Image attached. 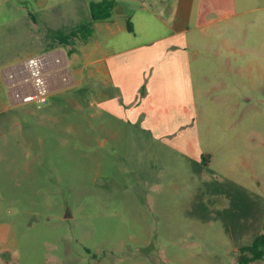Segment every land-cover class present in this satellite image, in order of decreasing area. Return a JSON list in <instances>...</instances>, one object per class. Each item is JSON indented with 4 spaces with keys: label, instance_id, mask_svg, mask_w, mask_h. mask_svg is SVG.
<instances>
[{
    "label": "rangeland",
    "instance_id": "obj_1",
    "mask_svg": "<svg viewBox=\"0 0 264 264\" xmlns=\"http://www.w3.org/2000/svg\"><path fill=\"white\" fill-rule=\"evenodd\" d=\"M46 1L60 14L68 5ZM260 2L251 16L264 13ZM38 15L37 0H0V220L13 222L19 241L3 264H239V245L264 230V31L255 33L256 18L226 33L233 47L218 58L252 64L251 74L195 83L196 124L213 152L204 164L160 143L138 145L159 140L96 103L42 113L21 111L32 102L9 107L8 86L26 77L29 87L38 77L46 85L36 103L76 82L65 49L82 42L61 44ZM33 59L42 60L39 72L19 74ZM235 186L245 193L241 215L234 207L229 219L220 190Z\"/></svg>",
    "mask_w": 264,
    "mask_h": 264
},
{
    "label": "crops",
    "instance_id": "obj_2",
    "mask_svg": "<svg viewBox=\"0 0 264 264\" xmlns=\"http://www.w3.org/2000/svg\"><path fill=\"white\" fill-rule=\"evenodd\" d=\"M65 1L68 5L62 15L54 3L37 0L38 18L50 29L60 28L68 20L76 23L82 18L90 19L91 0ZM252 1L261 0H113L109 17L93 21L91 35L76 44V50L68 58L76 67L70 69L76 82L57 92L62 93L61 97H53L56 93H51L47 103H36L15 96L16 92L23 95L32 90L28 86L32 78L26 77L8 86L9 107L32 102L21 111L42 113L58 104L96 103L106 114L159 140L138 145L155 142L193 162H201L203 154L209 159L213 152L203 146L195 119L198 92L195 83L236 73L251 74L252 64L218 58L221 49L233 47L227 32L244 31L254 17L255 33L264 31V13L250 15L254 8ZM262 6L255 4V8ZM126 18L132 23V31L126 28ZM60 51L64 56L63 50ZM23 67L19 74L27 76ZM80 86L88 96L69 92ZM18 251L13 222L0 220V264L3 257L14 258Z\"/></svg>",
    "mask_w": 264,
    "mask_h": 264
},
{
    "label": "trees",
    "instance_id": "obj_3",
    "mask_svg": "<svg viewBox=\"0 0 264 264\" xmlns=\"http://www.w3.org/2000/svg\"><path fill=\"white\" fill-rule=\"evenodd\" d=\"M112 6H113V0H91L88 4L90 19L83 18L78 20L67 31L63 30L62 28L51 29L52 35L56 37L61 44L64 45L70 43L72 40H74V38H78L81 42H84L91 35L92 22L97 20H103L109 17ZM125 24H126V28L129 31L133 30L132 23L128 18L125 19ZM75 50H76L75 47H69L65 49L66 55L70 56L71 53ZM200 161L201 163L206 164L208 161V155L206 154L201 155ZM220 191L226 193V195H228L230 198L228 207L224 208V210L222 211V215L224 217L226 216L229 219H231V215L233 214L232 209L234 207L238 208V212L241 215L239 208L243 203L242 192L243 193L245 192L238 188L235 191H233V193H230L231 191L229 189L227 191L225 189H221ZM225 225L227 230H229L231 233L230 225H228L227 222H225ZM238 248H239V255H238L239 264H247L251 260L262 258L264 256V230L256 233L252 237L249 243L241 244L239 245Z\"/></svg>",
    "mask_w": 264,
    "mask_h": 264
},
{
    "label": "bare ground",
    "instance_id": "obj_4",
    "mask_svg": "<svg viewBox=\"0 0 264 264\" xmlns=\"http://www.w3.org/2000/svg\"><path fill=\"white\" fill-rule=\"evenodd\" d=\"M40 64H41L40 59L29 60L28 63H26L25 66H24L25 67L24 69L26 70L25 74L30 75L32 77L33 74H35L36 72H39ZM32 86H30V87H32V89L35 88V87L36 88L39 87V88H42L44 90L46 85H45L44 81H42V79L38 77V78H35L33 80V85ZM15 96H20L21 97L23 95L15 94Z\"/></svg>",
    "mask_w": 264,
    "mask_h": 264
},
{
    "label": "built area",
    "instance_id": "obj_5",
    "mask_svg": "<svg viewBox=\"0 0 264 264\" xmlns=\"http://www.w3.org/2000/svg\"><path fill=\"white\" fill-rule=\"evenodd\" d=\"M45 90H46V86H45L44 90L42 88H39V87L36 88L35 87L31 91H29L28 93L23 94V96H21V98L24 101H28V100H32V99H36L37 101H43Z\"/></svg>",
    "mask_w": 264,
    "mask_h": 264
}]
</instances>
